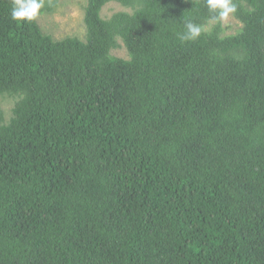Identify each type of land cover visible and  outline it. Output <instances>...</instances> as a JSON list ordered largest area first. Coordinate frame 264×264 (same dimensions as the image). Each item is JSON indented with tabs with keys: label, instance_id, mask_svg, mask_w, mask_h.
<instances>
[{
	"label": "trees",
	"instance_id": "16d2710c",
	"mask_svg": "<svg viewBox=\"0 0 264 264\" xmlns=\"http://www.w3.org/2000/svg\"><path fill=\"white\" fill-rule=\"evenodd\" d=\"M232 2L223 36L207 0H87L83 42L0 0V264H264V0Z\"/></svg>",
	"mask_w": 264,
	"mask_h": 264
},
{
	"label": "rangeland",
	"instance_id": "374dc122",
	"mask_svg": "<svg viewBox=\"0 0 264 264\" xmlns=\"http://www.w3.org/2000/svg\"><path fill=\"white\" fill-rule=\"evenodd\" d=\"M87 0H59L55 9L51 12H41L36 16L37 25L43 34L48 35L54 41H61L65 38H77L85 41L86 28L84 25V10ZM130 9L121 6L119 3L110 2L102 8L100 16L102 20H109L113 15L129 12ZM213 22L205 27L210 30ZM221 27L224 28L223 36L236 35L242 25L230 14L226 20H220ZM111 57L122 60H129L128 53L122 42L117 40V49L111 52ZM17 98L7 96L0 98V113L7 123L12 116V109Z\"/></svg>",
	"mask_w": 264,
	"mask_h": 264
},
{
	"label": "clouds",
	"instance_id": "9594fccd",
	"mask_svg": "<svg viewBox=\"0 0 264 264\" xmlns=\"http://www.w3.org/2000/svg\"><path fill=\"white\" fill-rule=\"evenodd\" d=\"M42 6V0H14L11 17L17 22L32 21ZM207 7L214 13L213 21L226 20L230 14L236 12V5L232 0H207ZM202 31L200 25L186 22L184 31L179 34V39L182 42L194 41L201 35Z\"/></svg>",
	"mask_w": 264,
	"mask_h": 264
}]
</instances>
